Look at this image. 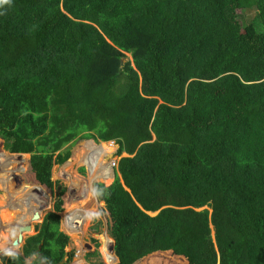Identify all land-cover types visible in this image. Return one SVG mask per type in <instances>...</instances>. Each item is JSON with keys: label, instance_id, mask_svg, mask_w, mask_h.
I'll return each instance as SVG.
<instances>
[{"label": "trees", "instance_id": "trees-1", "mask_svg": "<svg viewBox=\"0 0 264 264\" xmlns=\"http://www.w3.org/2000/svg\"><path fill=\"white\" fill-rule=\"evenodd\" d=\"M87 131L120 145L89 139L83 156L111 221L104 264H117L112 239L118 264L167 250L189 264H264V0L0 3V189L22 183L14 154L39 161L28 160L37 183L20 185L30 205L23 188L0 196V222H13L0 240L48 212L25 256L41 244L50 264L72 257L46 186ZM82 214L69 233L83 232Z\"/></svg>", "mask_w": 264, "mask_h": 264}, {"label": "rangeland", "instance_id": "rangeland-1", "mask_svg": "<svg viewBox=\"0 0 264 264\" xmlns=\"http://www.w3.org/2000/svg\"><path fill=\"white\" fill-rule=\"evenodd\" d=\"M140 91L143 94V90L141 86H140ZM88 139L89 138L87 137L85 141L77 140L71 143V145L69 146L70 148L69 158L70 160H72L70 162V165H65L68 161H64V163L62 164L57 163L56 165H53L52 168H50V178H49L50 185L46 186L47 188L44 187L48 189V191L51 194V198H52L51 203H50L51 205L50 214H55L59 216L60 222H59L58 230L60 232L67 234L69 238L68 243L65 247V251L67 253L72 252V257L69 260H67V256H66L67 261L65 260L63 264H78L79 260H80V264H104V258L102 257L101 253H105L106 251L104 252V250L99 247H101L103 245V242L106 241V238L104 235L107 233L110 235L109 228H108L109 224L111 223L109 219V214L106 211L104 203L99 202L97 200L95 189L93 187L95 183L93 184V182L90 181V179L93 180V176L91 173H89L88 166H86L85 161H83L84 153L87 151L85 145L89 143V141H87ZM0 142L2 143V144L0 143V146H1L0 147V167H1V165L4 162L3 160L7 154L3 151L5 150L4 142L1 139H0ZM110 143L113 147H116V144H117L116 142L115 143L110 142ZM108 144L109 143H107V145ZM35 156L36 155L32 153H28V155L26 154V156L23 159L22 158L20 159V165H19L20 168L19 167L17 168L19 169V171L16 172L15 177L17 178L18 182H22V183H17V186L13 189H10V191L6 189H0V196L4 198V200L9 202L11 198L9 199L8 196L13 195V194L20 196L23 193L21 188L25 189L24 187L20 186L21 184L30 186V185H33L34 183H37L31 176L30 166L28 164V160L30 159V157L32 158L35 166L39 164V161L35 159ZM89 158L91 159V157ZM118 160L119 159L117 157V161L115 162L116 166L113 168L114 177L108 182V184H106L105 182H100V183L110 185L113 182V180L115 179L116 173H117ZM5 195H7V197H5ZM16 198L14 197V200ZM72 200H78L76 210L78 209V206L83 205V208H85L84 211L86 215L82 214L81 216L86 217L85 220H87L85 222L83 232H76L75 234L69 233L65 226L66 220L71 221L73 223L74 219H76L77 215H79L78 213L75 218V214L77 211H73V212L69 211L68 213H66L68 211L66 205L71 206L72 210L74 209L73 206L71 205ZM25 201L26 202L24 205L27 206V204L30 203L31 200L30 198H28ZM56 203L58 206V210H56V207H55ZM73 203L75 202L73 201ZM139 210L141 209L139 208ZM22 211H23V208H22ZM157 213L158 211L155 213L146 212V214L150 217H153ZM47 216L48 214L45 212L42 220L38 223H34L33 227L36 228L37 232L40 230L41 225L44 222V218L47 219ZM24 217H25V214L23 218ZM19 218L20 217H16L12 219L18 220ZM0 221L2 222V220ZM22 221L23 219L20 220L21 223L19 224H22ZM1 222H0V229H1L0 236L4 234H8L9 233L8 230L10 228L8 225H12L13 223L11 221L8 225L4 226V224L2 223L3 224L2 225ZM144 222H145V225H147L149 223V220L144 219ZM25 223H28L27 219H25ZM73 225H75V223H73ZM78 225L77 226L75 225V227H77L76 231H79ZM12 230L17 232V228L14 225L12 227ZM24 233H25V238L26 236L28 238L36 234L35 232H23V234ZM14 236L15 235L12 234L11 239ZM26 239L24 242L20 244L23 246V248H24ZM81 241H83V244L81 243ZM0 250H1L0 257L3 261L5 260L9 262L8 260L10 261L12 260L13 251H10V250H13V249L9 248L8 239H4V241L0 240ZM19 250H22V254L24 255L23 249H20L19 247ZM22 254L17 255L15 253V258H14L15 262L18 257L20 258L22 257ZM35 259L36 257L34 255H31L30 257H28V259H24L23 257L24 264H33L32 261ZM36 261L39 262L38 259ZM136 264H189V263L184 257L182 258L176 255H173L170 251L167 250V251H156L153 253H149L147 258H144L143 256L142 258L137 260Z\"/></svg>", "mask_w": 264, "mask_h": 264}, {"label": "water", "instance_id": "water-1", "mask_svg": "<svg viewBox=\"0 0 264 264\" xmlns=\"http://www.w3.org/2000/svg\"><path fill=\"white\" fill-rule=\"evenodd\" d=\"M116 148H118V147H116ZM124 154L125 155L122 156V157H127L126 153H124ZM14 155H17L20 159L21 158L23 159L26 156V154H14ZM122 157H120L119 159H121ZM102 184L104 186H106V187L109 186V185H106L104 183H102ZM5 197H7V195H5ZM44 220H46V219L44 218ZM80 220H81V217H79V216L75 219V222L74 223H75L76 226L80 223ZM34 228L35 227H33L32 225H30V223H24V224L17 225V232L18 233L15 234V236H14V238H13L12 243H11L10 246L20 245L22 242H24L25 239L27 238V236L25 238V233L23 234V232H30L31 230H33V232H35L36 230ZM36 233H38V232H36ZM114 246H115V239H112V240H110L108 242V245H107L108 250L110 252L108 258L110 260H116L117 263H118V258H117L116 254H115ZM40 248H41V244L38 245V248H37V251H36V254H35L37 256V258H39V264H50V263L47 262L46 259H44L42 256H40V254H38L39 253L38 251L40 250ZM147 257H148V254L144 256V258H147ZM65 260H66V256H64L58 262L52 263V264H63L65 262Z\"/></svg>", "mask_w": 264, "mask_h": 264}, {"label": "clouds", "instance_id": "clouds-1", "mask_svg": "<svg viewBox=\"0 0 264 264\" xmlns=\"http://www.w3.org/2000/svg\"><path fill=\"white\" fill-rule=\"evenodd\" d=\"M3 2H5V0H0V3H3ZM77 137H79V138H77ZM72 142H74V141H85V139L88 137L89 139H93L95 142H96V144H97V146L98 147H100V148H103L102 146H104V144H106L107 145V143H110V142H113V143H115L116 141L115 140H111V141H106V142H104V141H102L100 138H98L94 133H92L91 131H87V132H84V133H81V134H79L78 136H77ZM1 139V138H0ZM88 139V140H89ZM2 140V139H1ZM87 140V141H88ZM3 141V140H2ZM72 142H70V143H68V144H66L65 145V147H63L60 151H64V150H67V149H69L70 150V148H69V146L71 145V143ZM117 143V142H116ZM116 146H119V148H120V145L117 143L116 144ZM121 152H123V153H125L124 151H121ZM13 154V153H12ZM16 154H27L28 155V153H16ZM70 160V158L69 159H67L66 161H69ZM120 160V159H119ZM119 160H118V162H119ZM118 164V163H117ZM54 165H56V164H54ZM115 166H116V164H115ZM116 176H119V174H118V172L116 173ZM116 176H115V178H116ZM115 180V179H114ZM113 180V181H114ZM102 184V183H101ZM112 184V183H111ZM93 187H94V185H93ZM15 253V251H13V254ZM34 256L37 258V256L34 254ZM38 259V258H37ZM32 263H33V261H32Z\"/></svg>", "mask_w": 264, "mask_h": 264}, {"label": "crops", "instance_id": "crops-1", "mask_svg": "<svg viewBox=\"0 0 264 264\" xmlns=\"http://www.w3.org/2000/svg\"><path fill=\"white\" fill-rule=\"evenodd\" d=\"M4 155H6V154H4ZM8 157V154L5 156V158H4V160L6 159ZM3 160V161H4ZM2 161V162H3ZM42 173H44V172H42ZM47 174V173H46ZM26 192H28L26 189H24ZM28 194V196H29V198H30V200H31V196H30V193L28 192L27 193ZM32 203V200L30 201V203H28V205H30ZM82 209H85V208H80V209H78V210H82ZM78 210H76V211H78ZM69 212V211H68ZM46 213H48V212H46ZM24 216V215H23ZM23 216H22V218H23ZM25 216H26V219H27V222H29V216H28V214H25ZM35 230H36V228H34ZM15 232V231H14ZM37 232V230L35 231V233ZM14 238V237H13ZM13 238L10 240V242H9V245L12 243V240H13ZM11 247H13V248H11ZM20 247V249H23V246L22 245H17L16 246V248H15V246H10V248L11 249H14L15 250V253L18 255H21L22 254V250H19L18 248ZM10 251H13V250H10ZM17 251H18V253H17ZM156 252V251H155ZM0 253H1V250H0ZM34 255V254H33ZM23 257H24V259H28V257H30V256H25V254L23 255L22 254V257L20 258V257H16L17 259H16V262H14V263H10V262H8L7 263V261H3V260H0V263L1 262H3L2 264H24V261H23ZM13 260H15V259H13ZM8 261H10V260H8Z\"/></svg>", "mask_w": 264, "mask_h": 264}, {"label": "flooded vegetation", "instance_id": "flooded-vegetation-1", "mask_svg": "<svg viewBox=\"0 0 264 264\" xmlns=\"http://www.w3.org/2000/svg\"><path fill=\"white\" fill-rule=\"evenodd\" d=\"M67 159H69V156L66 158V160H67ZM66 160H65V161H66ZM63 163H64V162H63ZM49 170H50V169H49ZM38 252H39V251H38ZM38 254H40V256H42V257H43V255H42V253H41V252H39ZM36 259H37V258H36ZM36 259H35V260H36ZM33 261H34V260H33Z\"/></svg>", "mask_w": 264, "mask_h": 264}, {"label": "built area", "instance_id": "built-area-1", "mask_svg": "<svg viewBox=\"0 0 264 264\" xmlns=\"http://www.w3.org/2000/svg\"><path fill=\"white\" fill-rule=\"evenodd\" d=\"M13 251H15V250H13ZM2 255H3V254H2ZM0 260H2L1 257H0ZM1 263H3V262H1Z\"/></svg>", "mask_w": 264, "mask_h": 264}, {"label": "bare ground", "instance_id": "bare-ground-1", "mask_svg": "<svg viewBox=\"0 0 264 264\" xmlns=\"http://www.w3.org/2000/svg\"><path fill=\"white\" fill-rule=\"evenodd\" d=\"M25 219H26V216L24 217V221H25Z\"/></svg>", "mask_w": 264, "mask_h": 264}]
</instances>
